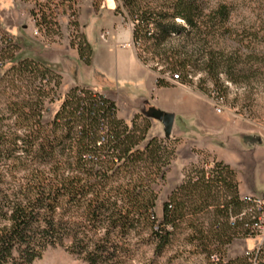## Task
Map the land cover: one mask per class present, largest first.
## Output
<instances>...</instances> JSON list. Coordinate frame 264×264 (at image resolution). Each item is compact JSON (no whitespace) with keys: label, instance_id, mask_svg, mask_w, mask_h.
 Returning <instances> with one entry per match:
<instances>
[{"label":"trees","instance_id":"trees-1","mask_svg":"<svg viewBox=\"0 0 264 264\" xmlns=\"http://www.w3.org/2000/svg\"><path fill=\"white\" fill-rule=\"evenodd\" d=\"M120 1L138 49L209 33L195 0H163L161 6ZM227 15L219 7L209 23L214 27ZM40 18L35 25L56 35V24L45 13ZM11 41L0 36V44H7L0 49V264H33L47 248H62L84 264H125L132 257L131 237L146 235L159 253L180 226L208 264L212 255L218 264H249L245 258L224 259V247L249 238L246 219L230 223L244 205L227 165L215 160L208 169L191 166L162 203L158 219L157 187L176 157L173 139L148 137L151 119L139 115L127 123L117 116L114 101L88 88L70 89L46 123V105L60 87V75L35 60H16L17 44ZM71 47L89 65L88 43L82 39ZM166 51L167 68L177 79L176 72L187 75L194 63L190 56ZM155 86L169 85L156 80Z\"/></svg>","mask_w":264,"mask_h":264},{"label":"rangeland","instance_id":"rangeland-1","mask_svg":"<svg viewBox=\"0 0 264 264\" xmlns=\"http://www.w3.org/2000/svg\"><path fill=\"white\" fill-rule=\"evenodd\" d=\"M143 1L161 6L163 0ZM195 2L203 10L209 33L175 38L152 50L150 43L140 49L133 45V24L120 0H0V36L10 37L11 44H17L16 60H35L60 75V87L46 105V123L65 94L75 87L104 93L115 101L117 116L127 123L142 116L141 107L138 110L136 106L142 97L149 103L145 110L152 107L175 114L170 138L176 157L157 187L158 219L162 203L184 173L191 166L213 167L215 160L228 163L241 185L253 188L254 195L264 200V0ZM219 7H225L228 15L222 23L217 19L213 27L209 17ZM33 9L35 16L31 14ZM47 9L54 11L52 17ZM42 13L56 24L51 30L56 35L35 25L41 23ZM82 39L91 49L89 65L83 64L71 47ZM5 45L0 44V49ZM121 47L146 60L144 66L152 74L138 64L130 50H117ZM168 48L186 53L194 61L187 75L176 72L180 78L174 83L168 82L175 73L164 61ZM156 80L169 86L156 87ZM214 105L220 108L219 113ZM150 125L148 137L164 138L160 123L150 120ZM189 233L180 226L171 243L159 253L155 252L154 241L144 240L148 239L146 235L133 236L132 257L125 264H208L206 257L185 240ZM257 243L235 240L223 248L224 259L242 258ZM33 264L84 263L62 248H47Z\"/></svg>","mask_w":264,"mask_h":264},{"label":"built area","instance_id":"built-area-1","mask_svg":"<svg viewBox=\"0 0 264 264\" xmlns=\"http://www.w3.org/2000/svg\"><path fill=\"white\" fill-rule=\"evenodd\" d=\"M176 80V76L173 75L168 79V82L174 83ZM214 110L217 113L220 112L217 105H214ZM205 168L209 167L205 166ZM238 200L244 205V208L236 218L230 217V223L235 219H246L244 229L249 238L245 240L258 242L251 250H246L242 258H245L249 264H264V200L255 195H238ZM210 261L213 264L219 263L216 255H212ZM221 264L227 263L223 260Z\"/></svg>","mask_w":264,"mask_h":264},{"label":"water","instance_id":"water-1","mask_svg":"<svg viewBox=\"0 0 264 264\" xmlns=\"http://www.w3.org/2000/svg\"><path fill=\"white\" fill-rule=\"evenodd\" d=\"M140 113L151 120H154L158 123L161 124L162 126V133L163 137L165 139H169L171 135V130L173 126V121H174V115L171 113H165L160 110H157L152 107L144 108V106L141 107Z\"/></svg>","mask_w":264,"mask_h":264},{"label":"crops","instance_id":"crops-1","mask_svg":"<svg viewBox=\"0 0 264 264\" xmlns=\"http://www.w3.org/2000/svg\"><path fill=\"white\" fill-rule=\"evenodd\" d=\"M131 39H132V37H131ZM130 39V40H131ZM117 50H130L128 47H121V48H117ZM131 51V50H130ZM132 52V54H133V56H134V58L136 59V61L138 62V64L141 66V67H143L144 69H146L147 71H149L151 74H152V72L147 68V67H145L139 60H138V58H137V55L133 52V51H131ZM152 77H153V75H152ZM92 90V89H91ZM93 91H95V92H98L99 94H101V95H103L104 97H106V98H108L104 93H102L101 91H97V90H93ZM109 99V98H108ZM155 99V98H154ZM112 100V99H111ZM112 101H114V100H112ZM114 103H115V101H114ZM147 104H149L148 102H147V99L146 98H139L138 100H137V102H136V106H137V109L139 110V107H142V106H145V105H147ZM116 105V104H115ZM176 107V106H175ZM136 112L134 111V113L132 114V116L135 114ZM173 115H175V114H173ZM220 160V159H219ZM221 160H223V159H221ZM220 160V161H221ZM223 162V161H222ZM224 163V162H223ZM225 165H229L228 163H224ZM230 166V165H229ZM236 180H237V190H238V195H254V193H253V188H250V189H248V187H244V186H242L241 185V183H240V181H239V179H238V176L236 177Z\"/></svg>","mask_w":264,"mask_h":264}]
</instances>
